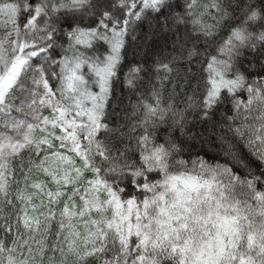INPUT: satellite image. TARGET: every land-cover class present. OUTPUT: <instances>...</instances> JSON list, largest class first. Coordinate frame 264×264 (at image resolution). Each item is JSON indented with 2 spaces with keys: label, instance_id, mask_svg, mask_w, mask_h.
Listing matches in <instances>:
<instances>
[{
  "label": "snow or ice",
  "instance_id": "obj_1",
  "mask_svg": "<svg viewBox=\"0 0 264 264\" xmlns=\"http://www.w3.org/2000/svg\"><path fill=\"white\" fill-rule=\"evenodd\" d=\"M0 264H264V0H0Z\"/></svg>",
  "mask_w": 264,
  "mask_h": 264
}]
</instances>
